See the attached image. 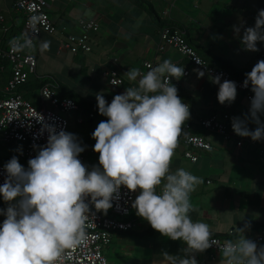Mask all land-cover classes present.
Wrapping results in <instances>:
<instances>
[{
    "label": "crops",
    "instance_id": "crops-1",
    "mask_svg": "<svg viewBox=\"0 0 264 264\" xmlns=\"http://www.w3.org/2000/svg\"><path fill=\"white\" fill-rule=\"evenodd\" d=\"M149 1L162 19L183 24L191 37L214 55L231 59L240 69L264 68V0ZM13 3L14 0H0V8L9 12ZM51 6L58 32L41 34L34 48L38 53L37 73L39 62L47 53L59 57L67 53V63L76 66L78 79L72 88L86 99L133 116V121L124 126V135L138 131V125L145 127L150 123L142 94L152 95L161 121L176 127L184 122L196 124L211 113L230 115L227 126L233 136L228 140L217 132L196 127L213 145L212 151H197L196 162L185 158L186 146H159L146 134L139 145L125 138L116 145L113 161L131 165L140 154L147 169L145 187L132 212L134 232H147L151 226L169 229H157L147 237L116 234L105 249L112 264H229L232 257L246 255L252 258L251 264H264V243L239 253L197 251L192 233H179L172 228L179 220H188L197 223L203 232L225 238L247 224H264V165L258 160L264 143V110L249 102L245 92L227 83L217 84L171 46L158 51L161 27L156 17L130 0H55ZM82 17L96 20L99 31L91 34L93 50L75 55L64 44L69 35L80 34ZM81 63L85 64L88 77L82 75ZM145 63H152V68L148 69ZM167 64L189 69L188 75L179 71L173 78L171 92L153 86L167 73ZM106 70L117 71L124 84L111 86ZM82 85H86L85 91ZM185 103L189 108L183 111ZM71 113L68 115L73 122ZM176 117H181L180 123H172ZM96 119L89 118L88 136L82 135L88 140ZM100 121L103 129L112 124L105 119ZM116 122L123 124L121 120ZM116 122L113 125L117 126ZM74 128L79 131L77 125ZM76 134L82 138L80 132ZM239 139H243L242 148H236ZM83 158L86 170L88 156ZM158 186L166 188L167 193L160 196ZM152 191L157 194L154 201L142 202ZM6 213L0 209V222ZM258 228L244 229L236 239L247 240Z\"/></svg>",
    "mask_w": 264,
    "mask_h": 264
},
{
    "label": "built area",
    "instance_id": "built-area-1",
    "mask_svg": "<svg viewBox=\"0 0 264 264\" xmlns=\"http://www.w3.org/2000/svg\"><path fill=\"white\" fill-rule=\"evenodd\" d=\"M55 0H14L9 12L0 8V142L11 144L20 168L0 163V196L13 193L24 200L17 201L7 210L0 222V257L17 264H110L104 250L113 237L136 227L132 212L138 195L146 183V168L138 155L132 165H108L98 175L85 171L83 156L76 148L86 145L73 131L67 115L79 111L78 104L69 98L61 99L57 87L46 84L36 91V102L19 92V87L37 75L38 53L34 49L42 33L57 30L52 21V2ZM79 35H69L64 48L74 54L92 51L91 34L99 31L96 20L82 17ZM169 28L161 31L158 51L171 46L197 67L202 68L217 84L227 83L246 93L247 99L264 108V95L225 70L208 66L185 40L184 32ZM151 69L152 63H145ZM167 73L154 82L156 89L170 92L176 74H189L186 67L166 65ZM142 75V73L140 72ZM109 84L119 87L123 78L115 70H106ZM264 87V71L256 73ZM149 108L151 122L147 133L156 144L169 146L182 143L190 148L185 156L195 162L194 150H210L212 146L204 136L193 131L190 123L166 126L159 122L156 99L142 94ZM184 104L182 110L186 111ZM94 115L89 114V118ZM228 115H210L200 125L230 138L225 121ZM83 117L76 123L81 125ZM125 139L138 144L143 134H127ZM243 140L237 141L241 147ZM261 152H264V144ZM23 189L26 194L17 193ZM17 193V194H15ZM166 193L158 188V194ZM142 201H152L155 192H149ZM176 227L194 232L193 246L219 253H233L264 242V227L249 240L242 242L209 236L199 232L195 222L180 221ZM233 232H230L232 235ZM248 256L233 257L229 264H251Z\"/></svg>",
    "mask_w": 264,
    "mask_h": 264
},
{
    "label": "trees",
    "instance_id": "trees-1",
    "mask_svg": "<svg viewBox=\"0 0 264 264\" xmlns=\"http://www.w3.org/2000/svg\"><path fill=\"white\" fill-rule=\"evenodd\" d=\"M130 1L134 5H136L138 8L145 9L146 12L155 16L157 21H158V25L161 27V31L163 28H166V27L171 29L170 30L171 32H174L175 29H179V30L183 31L185 40L196 51L197 55L200 58H202L208 64V66L215 67L217 69L225 70L228 73H230L232 77L237 78L241 81L251 82V84L255 90L264 94V87L261 86L260 83L256 79V73L260 70L264 71V68L258 67V68H254L251 70L240 69L234 65V63L231 59L226 58L224 56H216L211 52V50L203 47L193 37H191L188 30L186 29V27L183 24H181L177 21H173V20L162 19L157 14V12L155 11L153 3L150 2L149 0H130ZM56 28H57V30L53 34H56L58 32V27H56ZM47 34H49V33H47ZM160 34H161V32H160ZM67 39H68V37H67ZM67 39H66V41H67ZM70 52H71V50H70ZM79 54H88V53L80 52ZM79 54H77V55H79ZM190 64L193 65L191 62H190ZM80 71H81L82 75H85L86 77H88L87 68L85 67L84 63H81ZM40 78L41 79L32 80L29 83L21 85L18 89L19 92L23 93L27 99H31L33 102H36V100H37L36 99V97H37L36 91L46 84H52V85L57 87V92H58V95L61 99L69 98V99L74 100L78 104L79 109H80L79 112H81L83 114V118H84V121L82 124H84L85 122H86L85 124L88 123L89 114L94 115V117H100L101 119H105L108 121H120L121 120L124 125H128L130 122L133 121V116H130V115H128L122 111L112 110L105 105H101V104H99L93 100L86 99L83 97L82 93H80L78 90H76L72 87H69V85H65V84L61 83L60 81H58L54 77H51L50 75L40 76ZM0 93H1V91H0ZM213 114H215V113H211V115H213ZM224 114H227V113H223V114H221V116H223ZM67 117L69 118V115H67ZM180 119H181V117H176V119L172 123H178L179 122L178 120H180ZM69 120H70V118H69ZM70 122H71V120H70ZM162 123H164L165 125H169V123H167V122H162ZM172 123H170V124H172ZM184 123H188V122H184ZM190 124L192 126H195L194 123H190ZM225 124L227 125V122H225ZM77 126H79V125L77 124ZM143 128L144 127H141L139 125L136 126L137 130H142ZM0 146L2 149H6V151H7V161L8 162L6 161L4 163L7 166L14 168V169L20 168L21 163L14 159V157H16V152H15L14 148L11 147L12 145L11 144L3 145L0 142ZM140 156L143 158L142 155H140ZM143 160H144V158H143ZM116 163H117L116 161H113L110 164H116ZM120 164H122V163H120ZM123 165H125V164H123ZM144 165H145V161H144ZM126 166H129V165H126ZM145 167H146V165H145ZM22 200H24L22 197H20V196L15 197V195L13 193H10V194L4 195V196H0V209L9 210L12 207V204L14 202H17V201L21 202ZM257 227H259V228L264 227V224H262V225H258L255 223L247 224L244 227H242L241 230H239L238 232H234L232 235H229L228 237H225V238L233 240L235 237H238L242 233V231H244V229H247V228L248 229H254ZM172 228L176 232L184 233V232L178 230L174 226ZM134 229L135 228L129 229L128 231H121V233L131 235V236H143V237L145 236V237H147V236H151L157 229H169V227L151 226L150 230H148L147 232L141 233V234L134 232ZM206 234H208L210 236H217V237L224 238L222 236L213 235L210 233H206Z\"/></svg>",
    "mask_w": 264,
    "mask_h": 264
},
{
    "label": "rangeland",
    "instance_id": "rangeland-1",
    "mask_svg": "<svg viewBox=\"0 0 264 264\" xmlns=\"http://www.w3.org/2000/svg\"><path fill=\"white\" fill-rule=\"evenodd\" d=\"M251 9V8H250ZM259 8L257 7V11ZM261 11V10H259ZM59 56L52 55L50 53H47L46 56L41 58L39 62V70L37 75L38 76H47L50 75L51 77H54L61 83L65 85H69V87H74L76 84H78V79L75 75V68L76 66H72L71 63H67V53H63L59 58ZM78 72V71H77ZM85 86L82 85L81 89L85 91ZM77 87V86H76ZM110 96V95H108ZM105 96V99L108 97ZM105 101H101L100 103H104ZM80 115V116H79ZM72 120H74L70 126V130L74 133L80 132L81 139H84L86 145H80L76 148V153L83 157L88 156L87 162H89L88 167H86V172H94L98 175H101V173L105 170L107 163H112L113 154L116 152V145L121 142V139L124 138V124L118 123L116 121H110L112 123L110 126L106 128H101L99 122H101L100 117H97L96 119V127L93 128V135H91V139L88 140L86 136H88V124H85L84 126H77L79 128V131L74 128L77 123L78 117H83V114H79L76 112H73L70 114ZM116 122L117 126L113 125ZM74 123V125H73ZM86 135V136H82ZM113 142V144H112ZM96 150V153L94 154V151ZM118 150V149H117ZM103 154V155H102ZM7 161V151L6 149H2L0 146V163ZM8 162V161H7ZM20 195H25L26 192L23 189H19L17 191ZM105 252V250H104ZM108 261L110 264H112L111 258L106 255ZM0 264H17L15 261L10 262L6 259H3L0 257Z\"/></svg>",
    "mask_w": 264,
    "mask_h": 264
},
{
    "label": "clouds",
    "instance_id": "clouds-1",
    "mask_svg": "<svg viewBox=\"0 0 264 264\" xmlns=\"http://www.w3.org/2000/svg\"><path fill=\"white\" fill-rule=\"evenodd\" d=\"M93 50V49H92ZM261 71V70H260ZM177 75V74H176ZM175 75V76H176ZM251 83V82H250ZM253 87V86H252ZM171 88H172V82H171ZM171 91H172V89H171ZM170 91V92H171ZM264 95V94H263ZM249 101V100H248ZM250 102V101H249ZM186 104V103H185ZM254 104V103H253ZM188 105V104H187ZM257 105V104H256ZM259 106V105H258ZM259 107H261V106H259ZM263 110H264V108L263 107H261ZM159 110V109H158ZM150 113V112H149ZM160 113V112H159ZM215 114H217V113H215ZM150 115V114H149ZM220 117H223L224 115H228L229 116V118H230V115L229 114H224L223 116H221V114H218ZM210 116V115H209ZM208 117V116H207ZM228 118V119H229ZM151 119V118H150ZM204 119V118H203ZM227 119V120H228ZM202 120V119H201ZM201 120H199V122L198 123H196L195 124V126H193V131L195 132V133H197V134H199V135H201V136H204L205 138H206V136L205 135H202V134H200V133H198L197 131H196V127H200L202 130H204V131H207V130H205L204 128H202L201 127V125H200V122H201ZM227 120L225 121V122H227ZM150 122H151V120H150ZM159 122L161 123V124H163V125H165L164 123H162V121H161V116H160V119H159ZM189 123V122H188ZM150 124V123H149ZM148 124V125H149ZM183 124H185V123H182V124H180L179 126H182ZM148 125L147 126H145L142 130H138V131H136V132H134L133 134H129V133H126L125 135H124V138H125V136L127 135V134H129V135H134V134H136V133H142L143 134V136H144V134H146L147 136H149L148 135V133H147V127H148ZM166 126H172V125H166ZM227 126V125H226ZM227 131L230 133V135H231V137L230 138H232V133L228 130V126H227ZM213 132H215V131H213ZM218 133V132H217ZM220 134V133H219ZM222 135V134H221ZM224 136V135H223ZM150 137V136H149ZM224 138H225V136H224ZM230 138H228V139H230ZM143 139H144V137H143ZM150 139H151V137H150ZM226 140H228L227 138H225ZM82 140V139H81ZM126 140V139H125ZM206 140L208 141V139L206 138ZM240 140V139H239ZM241 140H243V139H241ZM127 141V140H126ZM144 141V140H143ZM143 141H141L140 143H142ZM238 141V140H237ZM237 141H236V148H242V146L241 147H238L237 146ZM127 142H129V141H127ZM151 142H153V139H151ZM209 143H210V145L212 146V149H210V150H204L203 149V151H212L213 150V145L211 144V142L210 141H208ZM131 143V142H130ZM140 143H138V144H135V143H132L133 145H139ZM154 143V142H153ZM156 144V143H155ZM173 144H180V145H184V144H182V143H175V142H173V143H171L169 146H171V145H173ZM243 144H244V142H243ZM264 144V143H263ZM262 144V145H263ZM157 145H159V146H163V147H169V146H165V145H163V144H157ZM262 145H261V147H260V152H259V157H258V160L264 165V152H261V149H262ZM184 146H186V145H184ZM187 147V151L188 150H190V148L188 147V146H186ZM197 151H200V150H194V152L196 153ZM185 153H186V151H185ZM139 155V154H138ZM137 155V156H138ZM185 155V154H184ZM196 155L198 156V154L196 153ZM185 158H186V156H185ZM186 159H188V158H186ZM189 160V159H188ZM198 160V159H197ZM191 161V160H190ZM193 162V161H192ZM196 162V161H195ZM1 163H4V162H1ZM108 165H112V164H108ZM107 165V166H108ZM132 165V164H131ZM106 166V167H107ZM146 168V167H145ZM146 179H147V169H146ZM208 183H211L210 181L208 182ZM146 184V183H145ZM145 187V186H144ZM143 187V188H144ZM158 188H164V187H161V186H158ZM166 189V188H165ZM143 190V189H142ZM166 193H167V190H166ZM165 193V194H166ZM15 194H17V193H15ZM8 195V194H7ZM162 195H164V194H162ZM157 196V194L155 193V195H154V197H156ZM161 196V195H160ZM152 201H154V199L152 200ZM180 221H182V220H179L178 222H180ZM184 221H188V220H184ZM178 222H176L175 224H174V227H176V224L178 223ZM190 222H192V221H190ZM199 226V225H198ZM136 228V227H135ZM177 228V227H176ZM260 228H262V227H260ZM260 228H258V230L260 229ZM178 229V228H177ZM178 230H180V231H182V232H184V233H192L193 235H194V232H191V231H185V230H181V229H178ZM257 230V231H258ZM199 232H202V233H204V234H206V232H203L202 230H200L199 229ZM233 233H234V231H232ZM257 233V232H256ZM206 235H208V234H206ZM229 235H230V233H229ZM241 235H242V233L237 237V238H239V237H241ZM210 236V235H209ZM221 238V237H220ZM252 238V237H251ZM251 238H249V239H251ZM224 239H226V238H224ZM249 239H247V240H249ZM233 240H235V241H238L240 244L242 243V242H245V241H247V240H240V239H236V237L233 239ZM262 243H264V242H262ZM262 243H259V244H262ZM259 244H257V245H254V246H250V247H248V248H246V249H242L243 251H245V250H247V249H250V248H253V247H255V246H258ZM242 250H239L238 252H233V253H239L240 251H242ZM246 256H248V255H246ZM237 257H242V256H237ZM249 257V256H248ZM233 258V257H232ZM251 258V257H250ZM252 259V258H251Z\"/></svg>",
    "mask_w": 264,
    "mask_h": 264
}]
</instances>
